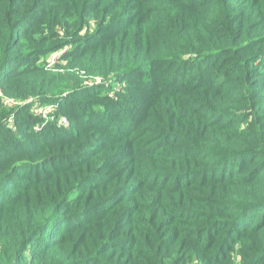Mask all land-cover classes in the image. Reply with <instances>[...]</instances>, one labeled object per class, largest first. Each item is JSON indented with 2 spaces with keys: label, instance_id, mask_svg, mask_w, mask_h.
<instances>
[{
  "label": "trees",
  "instance_id": "trees-1",
  "mask_svg": "<svg viewBox=\"0 0 264 264\" xmlns=\"http://www.w3.org/2000/svg\"><path fill=\"white\" fill-rule=\"evenodd\" d=\"M0 93V264H264V0H0Z\"/></svg>",
  "mask_w": 264,
  "mask_h": 264
},
{
  "label": "built area",
  "instance_id": "built-area-1",
  "mask_svg": "<svg viewBox=\"0 0 264 264\" xmlns=\"http://www.w3.org/2000/svg\"><path fill=\"white\" fill-rule=\"evenodd\" d=\"M60 53V52H59ZM59 53H55L53 55H51L49 57V60H55L56 58L59 57ZM0 96H1V93H0ZM3 103L5 105H9L11 107H16V106H19L20 104L17 103V102H14L12 100H9L7 98H3ZM53 111H54V107L50 104L48 105H34L31 109V113L33 114L34 117L38 118L40 120V125H37L35 128H34V131L35 132H38L40 131L44 125L48 122H53L54 121V117H53ZM57 125L58 126H66L67 125V119L65 116H61L59 119H58V122H57Z\"/></svg>",
  "mask_w": 264,
  "mask_h": 264
},
{
  "label": "rangeland",
  "instance_id": "rangeland-1",
  "mask_svg": "<svg viewBox=\"0 0 264 264\" xmlns=\"http://www.w3.org/2000/svg\"><path fill=\"white\" fill-rule=\"evenodd\" d=\"M57 60H58V58H56L55 60H49V58H48V61H47V62H48L50 65H52L53 63L57 62ZM85 81H87V83L90 84V83L94 82L95 80H93V81L84 80L83 84H84V85H88L87 83H85ZM115 88L118 89L119 87L116 86ZM17 108H18V107H17ZM235 263H236V264H239V263H240V257H238V259H237V261H236ZM190 264H192V263H190Z\"/></svg>",
  "mask_w": 264,
  "mask_h": 264
}]
</instances>
